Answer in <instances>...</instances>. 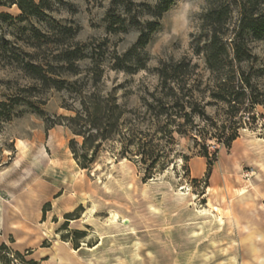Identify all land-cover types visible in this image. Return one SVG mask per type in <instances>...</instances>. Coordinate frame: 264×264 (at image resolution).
Segmentation results:
<instances>
[{"label":"rangeland","instance_id":"374dc122","mask_svg":"<svg viewBox=\"0 0 264 264\" xmlns=\"http://www.w3.org/2000/svg\"><path fill=\"white\" fill-rule=\"evenodd\" d=\"M111 2L46 1L35 19L22 23L20 64L0 63V101H19L12 119L0 125V244L9 247V253L0 249V264H264V240L256 242V254L246 240L255 229L264 236V106L252 110L256 119L229 147L208 140L211 167L202 145L197 153L190 139L175 135L172 147L190 160L177 156L151 176L137 156L119 155V141L105 142L93 166L82 169L70 149L72 139L82 138L53 125L78 106V95L67 88L116 89L120 103L138 107L143 90L157 85L160 64L186 58L204 68L191 43L206 0L191 15L188 32L185 0H176L146 48L127 56L140 31L112 16ZM169 48L164 59L162 49ZM255 51L264 59V43H255ZM66 52H73L71 60ZM118 58L125 67L145 68L116 71ZM203 103L206 116L221 124L225 109L207 89Z\"/></svg>","mask_w":264,"mask_h":264},{"label":"trees","instance_id":"16d2710c","mask_svg":"<svg viewBox=\"0 0 264 264\" xmlns=\"http://www.w3.org/2000/svg\"><path fill=\"white\" fill-rule=\"evenodd\" d=\"M46 1L0 0V63L20 64L22 53L18 41L20 34L27 31L22 23L35 19ZM175 3L176 0L143 3L112 0L109 10L112 16L124 24L128 21L140 31L126 56L132 52L139 54L146 48L160 20ZM13 7L21 13L15 16L5 10ZM30 32L29 37L36 38V29ZM8 35L14 40L7 39ZM255 43H264V0H206L199 31L191 43L204 68L186 58L160 64L156 68L157 85L152 90H143L146 96L138 107L120 103L116 89L103 93L97 88H67L78 95V106L68 107L74 114L60 116L61 121L53 125H65L76 137L82 138L81 143L75 138L70 142L73 156L82 169L93 166L105 142L119 141L122 144L119 155L137 156L151 176L155 171L166 170L177 156L190 160L189 155L172 147L176 144L175 135L190 139V147L197 153L198 144L202 145L203 155L211 167L208 140L215 139L229 147L239 137L240 128L256 119L251 115L252 110L258 105L264 106V59L256 53ZM72 53L66 52L68 60L72 59ZM28 66L36 72V65ZM143 68L125 67L120 58L114 66V70L128 74ZM206 89L215 104L225 109L226 117L221 124L206 116L207 104H202ZM18 104L17 99L10 103L0 101V125L12 119ZM198 118L203 125L198 123ZM0 249L9 253L5 244H0ZM24 262L30 264V261Z\"/></svg>","mask_w":264,"mask_h":264},{"label":"bare ground","instance_id":"6f19581e","mask_svg":"<svg viewBox=\"0 0 264 264\" xmlns=\"http://www.w3.org/2000/svg\"><path fill=\"white\" fill-rule=\"evenodd\" d=\"M25 143V142H24ZM23 142H22V144L21 145H26V144H24ZM22 155H25L26 154V150H25V147H22ZM75 162V161H74ZM17 163V162H16ZM19 163V162H18ZM4 175V174H3ZM14 194V193H13ZM12 195V194H11ZM14 196V195H13ZM12 206V205H11ZM2 206L0 205V224H2V221H3V217H2V214H1V212H2ZM14 211V208L12 209L11 208V211ZM12 211V212H13ZM17 211V210H16ZM206 211V210H205ZM6 212V211H5ZM7 213H8V211H7ZM10 213V212H9ZM19 213V212H18ZM17 213V214H18ZM19 215V214H18ZM7 216V215H6ZM13 216V215H12ZM9 217H11V216H8V218ZM112 217H113V219H117V217H118V214H112V216H111V219H112ZM20 221V220H19ZM22 221V220H21ZM129 220L128 219H125L124 220V222L126 223V222H128ZM11 223H12V221H11ZM220 223H221V221H220ZM20 224H22V223H20ZM19 224V225H20ZM220 225H222V224H220ZM260 229V228H259ZM47 234V233H46ZM197 234V233H196ZM247 235V234H246ZM41 236V235H40ZM42 237V236H41ZM43 238V237H42ZM244 238V237H243ZM242 238V239H243ZM246 240H249L250 242H251V246H252V249H253V252L256 254V253H258V247H257V241L258 240H264V236H263V234H261L258 230H253V231H251V233L248 235V237H246ZM247 242V241H246ZM133 245V244H132ZM136 245H137V243H136ZM138 248H140V247H138ZM50 250V249H49ZM140 250V249H139ZM76 251V250H75ZM51 252V251H50ZM49 252V253H50ZM47 253H48V251H41V257L43 256V257H45L46 255H47ZM54 254V253H53ZM256 257H258L259 258V256L257 255ZM59 258V257H58ZM236 262V261H235ZM262 263H264V259H262Z\"/></svg>","mask_w":264,"mask_h":264},{"label":"clouds","instance_id":"9594fccd","mask_svg":"<svg viewBox=\"0 0 264 264\" xmlns=\"http://www.w3.org/2000/svg\"><path fill=\"white\" fill-rule=\"evenodd\" d=\"M202 4H203V0H185L181 14L185 18L186 32L193 30L192 27L189 26L190 17L193 13H196L201 10ZM164 43L167 44V40H165ZM162 52H163V58L167 59L168 55L171 54V49L170 48L162 49Z\"/></svg>","mask_w":264,"mask_h":264},{"label":"crops","instance_id":"0c3cea01","mask_svg":"<svg viewBox=\"0 0 264 264\" xmlns=\"http://www.w3.org/2000/svg\"><path fill=\"white\" fill-rule=\"evenodd\" d=\"M49 260H52V259H49ZM59 264H63V263L60 262Z\"/></svg>","mask_w":264,"mask_h":264}]
</instances>
